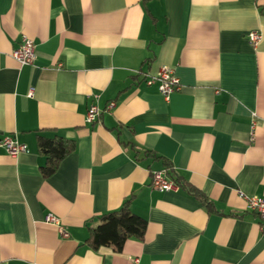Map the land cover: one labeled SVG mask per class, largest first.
I'll list each match as a JSON object with an SVG mask.
<instances>
[{"label":"crops","instance_id":"crops-1","mask_svg":"<svg viewBox=\"0 0 264 264\" xmlns=\"http://www.w3.org/2000/svg\"><path fill=\"white\" fill-rule=\"evenodd\" d=\"M24 37L30 64L11 55ZM164 67L180 83L168 100L146 82ZM38 135L74 141L48 176ZM5 136L26 150L0 144V264H264L239 195L264 198V0H0ZM157 170L210 206L152 187ZM126 201L142 239L93 249L88 228Z\"/></svg>","mask_w":264,"mask_h":264},{"label":"trees","instance_id":"trees-1","mask_svg":"<svg viewBox=\"0 0 264 264\" xmlns=\"http://www.w3.org/2000/svg\"><path fill=\"white\" fill-rule=\"evenodd\" d=\"M38 149L45 155L46 162L41 167L42 174L48 176L54 172L59 162L74 149V141L61 136L52 138L38 135ZM167 174H171V167L165 168ZM171 180L178 186L186 188L188 192L200 199L207 207L209 201L197 190L192 187H186L185 183L176 176H171ZM99 222L94 227L88 228L87 243L93 248L100 246L111 247L114 251L121 250L123 244L128 238L142 239L147 221L145 218L131 211L128 201L112 211H107L99 216Z\"/></svg>","mask_w":264,"mask_h":264},{"label":"built area","instance_id":"built-area-1","mask_svg":"<svg viewBox=\"0 0 264 264\" xmlns=\"http://www.w3.org/2000/svg\"><path fill=\"white\" fill-rule=\"evenodd\" d=\"M250 43H256L260 39V34L256 31H252L248 35ZM35 47L31 38L24 37L21 43L13 49L11 52L12 57L21 64H30L34 58ZM147 84L158 83V90L163 97L168 100L171 93L179 90V79L172 73V71L166 67L161 68L154 76L149 77L146 80ZM32 91L29 92L31 95ZM114 105L113 101H110L106 108L110 109ZM102 110L94 103L91 102L87 108L85 119L88 123H91L98 119ZM252 132V130H251ZM0 144L5 147L7 152L12 157H16L19 153L26 150V145L17 142L11 136H5L1 139ZM151 185L159 190H177L178 186L165 175V171L157 170L151 173ZM239 195L246 201L247 208L256 213L261 220V224L264 225V198L252 195H245L239 192ZM45 221L57 226L59 233L63 237L68 236L66 229L59 224L57 217L51 213L47 214Z\"/></svg>","mask_w":264,"mask_h":264}]
</instances>
